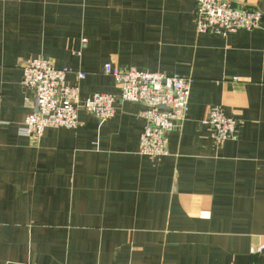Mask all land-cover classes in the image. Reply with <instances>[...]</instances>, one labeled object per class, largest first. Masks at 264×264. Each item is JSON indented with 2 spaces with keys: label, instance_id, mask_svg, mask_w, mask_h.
Returning a JSON list of instances; mask_svg holds the SVG:
<instances>
[{
  "label": "crops",
  "instance_id": "0c3cea01",
  "mask_svg": "<svg viewBox=\"0 0 264 264\" xmlns=\"http://www.w3.org/2000/svg\"><path fill=\"white\" fill-rule=\"evenodd\" d=\"M228 1L259 27L198 34L192 0H0V264H264V0ZM34 58L69 69L81 101L118 97L107 62L190 78L169 155L139 154L142 106L121 101L105 123L81 111L75 130L21 136ZM214 107L239 123L220 146Z\"/></svg>",
  "mask_w": 264,
  "mask_h": 264
},
{
  "label": "built area",
  "instance_id": "2783aa9c",
  "mask_svg": "<svg viewBox=\"0 0 264 264\" xmlns=\"http://www.w3.org/2000/svg\"><path fill=\"white\" fill-rule=\"evenodd\" d=\"M194 27L198 34L227 36L237 31L251 32L259 27L262 13L259 10L235 8L228 0H192ZM85 39L82 40L84 44ZM22 89L32 95L33 108L19 130L21 136L39 140L48 129L75 130L79 125L78 113L85 112L99 124L115 116L118 101L139 104L138 113L144 126L140 136L139 154L149 159L169 155L168 136L181 126L187 117L190 78L139 70L122 71L112 63H104L103 74L110 77L119 90L118 97L100 93L81 101L79 84L71 85L66 77L71 71L56 68L51 60L34 58L20 65ZM78 73L77 80L85 78ZM212 131L211 139L217 145L234 140L239 123L224 113L223 108L207 111L204 120ZM264 253V245L252 255Z\"/></svg>",
  "mask_w": 264,
  "mask_h": 264
}]
</instances>
